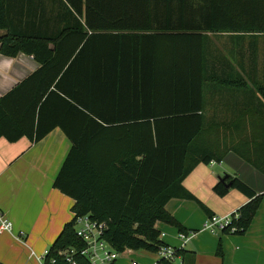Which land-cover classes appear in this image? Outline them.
I'll return each instance as SVG.
<instances>
[{
	"label": "trees",
	"instance_id": "trees-1",
	"mask_svg": "<svg viewBox=\"0 0 264 264\" xmlns=\"http://www.w3.org/2000/svg\"><path fill=\"white\" fill-rule=\"evenodd\" d=\"M253 26L237 0H0L1 52L40 65L0 98V139L37 143L60 128L72 144L54 188L75 201L74 218L49 257L82 244L74 225L86 215L108 225L115 250L156 253L166 246L157 222L184 232L166 206L197 201L183 182L198 165L233 151L264 174V132L214 143L204 114L203 34L264 33ZM223 180L218 196L232 188L251 200L230 226L243 234L263 196Z\"/></svg>",
	"mask_w": 264,
	"mask_h": 264
},
{
	"label": "crops",
	"instance_id": "crops-1",
	"mask_svg": "<svg viewBox=\"0 0 264 264\" xmlns=\"http://www.w3.org/2000/svg\"><path fill=\"white\" fill-rule=\"evenodd\" d=\"M237 12L253 27H264V0H237ZM245 31L202 36L204 114L214 134L220 128V140L211 136L221 145L244 143L264 132V33ZM4 34L0 30V37ZM39 68L24 53L4 55L0 44V98ZM71 146L60 128L37 143L27 137L13 143L0 139V209L13 223L12 232L0 234V264H39L38 258L73 220L75 201L54 188ZM227 177L241 180L263 199L245 233L213 235L203 230L209 216L233 215L251 201L232 188L225 197L218 196L214 187ZM183 185L197 201L172 199L166 210L184 232L164 222L155 224L161 241L182 252L179 264H264L263 173L228 151L220 163L198 165ZM21 232L24 238L19 239ZM180 233L189 236L184 248ZM123 260L119 264L128 263Z\"/></svg>",
	"mask_w": 264,
	"mask_h": 264
},
{
	"label": "built area",
	"instance_id": "built-area-1",
	"mask_svg": "<svg viewBox=\"0 0 264 264\" xmlns=\"http://www.w3.org/2000/svg\"><path fill=\"white\" fill-rule=\"evenodd\" d=\"M238 218V214L223 217L211 216L205 221L203 230L213 235L221 234L227 228H230L234 219ZM74 228L76 237L82 244L80 246L58 250L54 257H49V249L38 258L39 264H119L123 259L128 260L127 264H142L129 256L135 251L126 249L119 252L112 247L105 238V234L108 230V225L106 223L98 222L89 215H86L76 218ZM12 231L13 223L0 209V234L5 232L10 233ZM236 231V227H231L229 229V234H235ZM190 235H193V233ZM17 237L19 239L24 238V233L21 232ZM179 237L183 240L184 248L186 242L189 240V236L180 233ZM178 251L180 250L169 246H163L156 254L160 257V260L176 264L177 260L180 259ZM126 253L130 254L125 255ZM154 264H158V261Z\"/></svg>",
	"mask_w": 264,
	"mask_h": 264
},
{
	"label": "rangeland",
	"instance_id": "rangeland-1",
	"mask_svg": "<svg viewBox=\"0 0 264 264\" xmlns=\"http://www.w3.org/2000/svg\"><path fill=\"white\" fill-rule=\"evenodd\" d=\"M218 132V139L221 138V130L220 128L217 130ZM130 253H126L125 255H128ZM133 255V256H132ZM133 259L138 260L142 264H154L155 262L160 260V257L156 253H150L146 251H135L133 254H130ZM124 261V260H122ZM179 260L177 261V264H179ZM125 264V263H124Z\"/></svg>",
	"mask_w": 264,
	"mask_h": 264
},
{
	"label": "water",
	"instance_id": "water-1",
	"mask_svg": "<svg viewBox=\"0 0 264 264\" xmlns=\"http://www.w3.org/2000/svg\"><path fill=\"white\" fill-rule=\"evenodd\" d=\"M221 181H224L223 179H220ZM227 187L229 188L230 187V184L227 185Z\"/></svg>",
	"mask_w": 264,
	"mask_h": 264
}]
</instances>
